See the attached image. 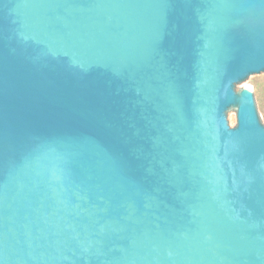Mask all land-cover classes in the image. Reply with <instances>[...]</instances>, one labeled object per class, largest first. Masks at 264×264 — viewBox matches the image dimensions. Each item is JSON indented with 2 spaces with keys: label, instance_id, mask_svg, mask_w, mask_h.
<instances>
[{
  "label": "water",
  "instance_id": "obj_1",
  "mask_svg": "<svg viewBox=\"0 0 264 264\" xmlns=\"http://www.w3.org/2000/svg\"><path fill=\"white\" fill-rule=\"evenodd\" d=\"M264 0H0V264H264Z\"/></svg>",
  "mask_w": 264,
  "mask_h": 264
},
{
  "label": "rangeland",
  "instance_id": "obj_2",
  "mask_svg": "<svg viewBox=\"0 0 264 264\" xmlns=\"http://www.w3.org/2000/svg\"><path fill=\"white\" fill-rule=\"evenodd\" d=\"M244 92H252L262 101V121L264 123V78H256L238 93L242 96Z\"/></svg>",
  "mask_w": 264,
  "mask_h": 264
}]
</instances>
